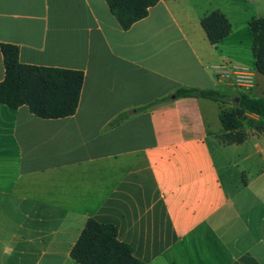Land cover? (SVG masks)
<instances>
[{
	"label": "crops",
	"instance_id": "1",
	"mask_svg": "<svg viewBox=\"0 0 264 264\" xmlns=\"http://www.w3.org/2000/svg\"><path fill=\"white\" fill-rule=\"evenodd\" d=\"M215 11L232 25L218 46L201 24ZM262 17L264 0H161L123 30L105 0H0V82L2 44L24 65L84 73L72 117L0 105V264H78L89 219L143 264H264V119L246 112L247 140H220L221 112L264 99L249 27ZM241 68L249 90L234 83Z\"/></svg>",
	"mask_w": 264,
	"mask_h": 264
},
{
	"label": "trees",
	"instance_id": "2",
	"mask_svg": "<svg viewBox=\"0 0 264 264\" xmlns=\"http://www.w3.org/2000/svg\"><path fill=\"white\" fill-rule=\"evenodd\" d=\"M123 30L148 17L150 10L161 0H105ZM202 27L209 42L220 45L232 32V25L220 11L202 20ZM256 70L264 76V17L253 19L250 24ZM6 76L0 82V105L12 110L26 106L41 119H64L76 114L84 85V73L76 70L24 65L19 60V48L2 44ZM176 99L203 98L229 104L231 98L215 90L180 89ZM167 101L159 100L154 105ZM264 119V99L247 94L238 97L236 109L221 112L220 121L225 133L220 140L225 145L244 143L248 134L243 128L245 113ZM128 114L121 115L117 122ZM258 131H264L259 127ZM72 259L78 264H143L134 256L133 248L118 238V230L111 224H100L89 219L80 238L71 250Z\"/></svg>",
	"mask_w": 264,
	"mask_h": 264
},
{
	"label": "built area",
	"instance_id": "3",
	"mask_svg": "<svg viewBox=\"0 0 264 264\" xmlns=\"http://www.w3.org/2000/svg\"><path fill=\"white\" fill-rule=\"evenodd\" d=\"M227 69L226 67H221L219 70V74H225L228 75L229 77L231 76V74H229L228 72H225L224 70ZM233 79H234V83L241 89L244 90H249L251 88H253L254 85V73L249 70V69H245V68H241V69H236L235 72H233L232 74Z\"/></svg>",
	"mask_w": 264,
	"mask_h": 264
},
{
	"label": "clouds",
	"instance_id": "4",
	"mask_svg": "<svg viewBox=\"0 0 264 264\" xmlns=\"http://www.w3.org/2000/svg\"><path fill=\"white\" fill-rule=\"evenodd\" d=\"M10 254V250H6Z\"/></svg>",
	"mask_w": 264,
	"mask_h": 264
}]
</instances>
